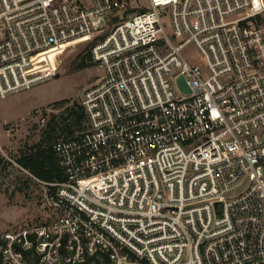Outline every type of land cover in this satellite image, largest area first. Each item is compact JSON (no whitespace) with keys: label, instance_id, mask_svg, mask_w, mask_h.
I'll use <instances>...</instances> for the list:
<instances>
[{"label":"built area","instance_id":"built-area-1","mask_svg":"<svg viewBox=\"0 0 264 264\" xmlns=\"http://www.w3.org/2000/svg\"><path fill=\"white\" fill-rule=\"evenodd\" d=\"M133 2L0 0V97L78 42L103 70L44 125L67 179L0 264H264V0Z\"/></svg>","mask_w":264,"mask_h":264},{"label":"rangeland","instance_id":"rangeland-1","mask_svg":"<svg viewBox=\"0 0 264 264\" xmlns=\"http://www.w3.org/2000/svg\"><path fill=\"white\" fill-rule=\"evenodd\" d=\"M141 1L147 4V0H134L133 4ZM94 44L95 40H87L52 51L44 60L48 67L57 66V76L0 97V226L4 229L41 224L53 214L48 199L50 183L36 178L17 160L45 139L49 132L44 131V125L49 120L58 118L62 123L72 117L73 106L79 105L84 92L101 78L103 70L91 57L83 69L68 73L78 55ZM184 52L197 56L192 44ZM62 100L67 102L56 104Z\"/></svg>","mask_w":264,"mask_h":264},{"label":"trees","instance_id":"trees-1","mask_svg":"<svg viewBox=\"0 0 264 264\" xmlns=\"http://www.w3.org/2000/svg\"><path fill=\"white\" fill-rule=\"evenodd\" d=\"M92 47L93 45H90L83 53L78 55L69 66L68 73L74 70H81L86 66V59L88 57H91L92 59ZM66 102V100H62L56 104H65ZM70 116H75L76 118L74 110L72 111V114L70 113ZM44 138L45 139L42 140L33 150L24 153L17 162L36 178L46 183L64 182L67 179V176L60 160L53 148L45 143V141L47 142L50 138L49 133H45ZM53 190L54 188L52 187V191Z\"/></svg>","mask_w":264,"mask_h":264},{"label":"bare ground","instance_id":"bare-ground-1","mask_svg":"<svg viewBox=\"0 0 264 264\" xmlns=\"http://www.w3.org/2000/svg\"><path fill=\"white\" fill-rule=\"evenodd\" d=\"M61 48H64V47H61ZM61 48L53 49V50H50V51H48V52H43V53L38 57V61H42V60H44V59L46 58V56H47L48 54H50L52 51H54V50H58V49H61Z\"/></svg>","mask_w":264,"mask_h":264},{"label":"water","instance_id":"water-1","mask_svg":"<svg viewBox=\"0 0 264 264\" xmlns=\"http://www.w3.org/2000/svg\"><path fill=\"white\" fill-rule=\"evenodd\" d=\"M219 206H221V204H219Z\"/></svg>","mask_w":264,"mask_h":264}]
</instances>
